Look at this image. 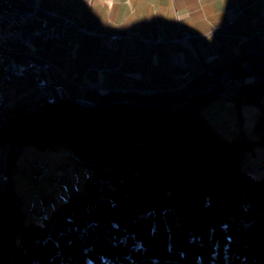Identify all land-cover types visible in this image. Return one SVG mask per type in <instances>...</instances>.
<instances>
[{
	"label": "trees",
	"instance_id": "16d2710c",
	"mask_svg": "<svg viewBox=\"0 0 264 264\" xmlns=\"http://www.w3.org/2000/svg\"><path fill=\"white\" fill-rule=\"evenodd\" d=\"M257 57L247 68L238 58L219 65L178 92L22 97L3 108L0 264H264V172L254 176L247 162L264 150ZM246 76L225 94V82ZM219 99L235 110L214 116ZM243 105L260 106L250 129ZM26 146L66 147L90 171L41 222L26 221L13 180Z\"/></svg>",
	"mask_w": 264,
	"mask_h": 264
},
{
	"label": "crops",
	"instance_id": "0c3cea01",
	"mask_svg": "<svg viewBox=\"0 0 264 264\" xmlns=\"http://www.w3.org/2000/svg\"><path fill=\"white\" fill-rule=\"evenodd\" d=\"M12 1L27 7L38 3L42 9L65 16L74 22L75 26L67 29L63 40L37 38L32 48L20 50V53L31 54L48 62L51 65V69L48 70L50 81L59 82L74 97L90 96L92 98L111 90L141 93L178 92L185 85L190 84L192 81L181 85L176 90L152 89L149 86L143 87V85L135 88L128 85L118 72L121 68V65L117 64L118 61H141L144 63L139 66L140 70L146 72L147 77L158 76V73L163 71L162 66L158 67L153 62L159 63L160 59L164 61L162 56L170 58L173 55L177 72L181 74L184 70V74L188 73L185 69L190 66L192 60L188 57L191 56L190 50L182 44H176L174 47L177 49L169 45L171 41H168L167 30L178 28L183 30L203 28L216 32L220 30L225 41L234 46H238L239 41L245 49L248 46L250 48L255 45L264 46L262 38L253 41L248 37L242 41L234 31L240 28H254L252 25H247L245 21L255 24L257 28L260 27L257 24L263 23L264 28L263 8L261 6L258 9L254 8L258 3L255 0ZM135 13L138 16H134ZM129 29L146 31L143 37L133 42L127 38ZM112 36H118V40L111 39ZM75 45H77V51L73 52ZM257 50L255 49V53L248 55H256ZM204 59L214 62L213 64L206 62L208 70L233 60L219 61L214 56L209 55L206 58L201 56L200 60L203 63ZM125 66L127 70L134 69V63L125 64ZM204 68L200 65L199 69L194 70L197 73H194L193 79L206 73L207 70L203 71ZM141 73L136 72L131 75L144 74ZM10 83H15V95L29 88L39 90L30 76L15 78ZM7 92L8 96L11 95L9 90ZM29 97L26 96V98Z\"/></svg>",
	"mask_w": 264,
	"mask_h": 264
},
{
	"label": "rangeland",
	"instance_id": "374dc122",
	"mask_svg": "<svg viewBox=\"0 0 264 264\" xmlns=\"http://www.w3.org/2000/svg\"><path fill=\"white\" fill-rule=\"evenodd\" d=\"M255 1H257L258 3L254 8L258 9L261 6L264 12V0ZM134 16H138V14L135 13ZM245 23L247 25H252V27L254 28L234 29L235 34H237V36L241 38L240 40L243 41L245 38L249 37L250 39L255 41L258 38H262L264 44L263 23L257 24L260 26L259 28H257L255 24H252L249 21H245ZM145 31L146 30L129 29L127 32V38L130 39V41L132 40L134 42V40L143 37V35H145ZM214 31L215 30H208L203 28H191L185 30L178 28L174 30H167L168 41H171V43H168L169 45L174 47L176 46V44H182L188 47V49L190 50L189 52L191 53V56L188 57L192 60L190 62V66H187V69H185V71L188 70V73L184 74V70L181 71V74L177 72V69L174 67V64L176 63L173 55L170 56V58L168 56H162L164 61H161L162 59H160L159 63L153 62V64L157 65L158 67L162 66L163 71H161L160 74L158 73V76L147 77L148 74L140 70L139 66L144 63L141 61H118L117 64L121 65V68L118 72L121 73V77L126 80L128 85H132L135 88L138 85H143V87L149 86L152 89L169 88L172 90H176L185 83L197 80L199 76H197L196 79H193L195 75L194 73H197L194 72V70L199 69L200 65H202L203 68H207L206 62H209L210 64L214 63L211 61H207L206 59L203 60V63L200 60L201 56L203 58H206V56L210 55L217 57V60L219 61H226L229 59H234L240 55H246L238 58L239 60H234L232 63H239L242 64L244 68H247L249 66V61L253 60L250 58L251 55L248 54L255 53V49H258L256 55L260 53L258 54L260 55V57H257V59L254 60L264 61L263 45L262 47L255 45L253 46V48H250V46H248L245 49L239 41L238 46H234L225 41L224 36L220 34V30L218 32ZM108 39L109 41H111V39L118 40V38H114L113 36L111 39L110 37ZM76 51L77 45H75L73 49V52ZM168 59H170L171 61ZM194 59L198 60L195 61ZM130 63H134V69L132 68V70H127L125 64ZM210 64L209 66H211ZM172 67L174 68V70ZM206 68H204L203 71H209L208 68ZM136 72H142L144 74L139 76L131 75V73ZM202 78L203 77H201L200 79ZM242 79L248 81L251 80L250 77L246 76L243 78H236L225 82L227 83V87L223 90L225 94L231 96L229 95V91H227V88L233 87V89H235L237 84L244 81ZM221 80H224V78H222ZM0 90H9L11 92V95L6 96V102L4 105L6 113H8L10 109L16 107L15 101L18 98L30 96L33 101H36L39 100L41 96H43L42 90H37L35 88L26 89L15 95V83L10 82L5 83L3 86H1L0 84ZM215 104H218L219 108L217 109L218 113L213 112L212 110V114L214 116L222 113V109L231 112L235 110L233 103L225 99H219L215 102ZM260 104L264 105V98L261 100ZM259 107L260 106L249 105H243L241 107V112L246 118L244 124L248 126L249 129L252 125L253 120H255L259 116ZM233 122H235V120H233ZM231 127L236 130L238 129L236 124H233ZM223 134L228 137L232 136L231 132L225 130H223ZM73 154L74 153L66 147H60L57 150H52L50 148L41 149L35 146H26L16 156V166L13 171V180L17 187V191H22V197L24 201L23 209L26 214V221L35 220L36 222H41L44 218L50 215L51 211L60 202L65 200L70 194H73L74 192L82 188V184L85 178L90 174V171L87 167L77 163V161L73 159ZM262 161H264V150L262 148H257L255 153L247 161L249 166H251V169L249 170L251 173H253L254 176H260L263 174L264 168L259 167V165L263 166L261 164ZM5 167V147L0 144V171H6ZM2 175L4 179H7L6 174L2 173ZM34 176H36V178H34Z\"/></svg>",
	"mask_w": 264,
	"mask_h": 264
},
{
	"label": "built area",
	"instance_id": "2783aa9c",
	"mask_svg": "<svg viewBox=\"0 0 264 264\" xmlns=\"http://www.w3.org/2000/svg\"><path fill=\"white\" fill-rule=\"evenodd\" d=\"M72 25L69 18L42 9L38 3L27 7L12 0H0V84L30 75L44 91L45 98L52 97L45 90L49 85L46 67L30 60L20 62L15 54L20 48L33 47L37 38H64ZM5 98L6 92L0 90V108L5 105Z\"/></svg>",
	"mask_w": 264,
	"mask_h": 264
},
{
	"label": "water",
	"instance_id": "95a60500",
	"mask_svg": "<svg viewBox=\"0 0 264 264\" xmlns=\"http://www.w3.org/2000/svg\"><path fill=\"white\" fill-rule=\"evenodd\" d=\"M21 49H23V48H20L19 49V51L15 54L16 55V57H17V59H18V61H20L19 59L20 58H25L26 59V61H33V62H35L36 64H38L39 66H42V67H46V71H48L49 69H48V67H49V63L48 62H45V61H43V60H41V59H39V58H37V57H35V56H33V55H31V54H25V53H20V50ZM25 61V62H26ZM20 62H22V61H20ZM58 84L61 86H59V85H55V84H50L49 85V92H50V95L55 99V101L56 102H59V101H61L62 100V91L60 92L59 90L61 89V90H66V88L64 87L63 88V85L62 84H60L59 82H58ZM205 88L207 87V86H204ZM42 92H43V96L41 97L42 99H45V94H44V91L42 90ZM67 93V96H69V94H68V92H66Z\"/></svg>",
	"mask_w": 264,
	"mask_h": 264
},
{
	"label": "bare ground",
	"instance_id": "6f19581e",
	"mask_svg": "<svg viewBox=\"0 0 264 264\" xmlns=\"http://www.w3.org/2000/svg\"><path fill=\"white\" fill-rule=\"evenodd\" d=\"M71 20V19H70ZM71 22H72V26L71 27H74L75 26V24H74V22L71 20ZM71 27H69V28H71ZM68 28V29H69ZM65 38V37H64ZM64 38H62V39H57V40H63ZM117 38H118V36H117ZM49 39H55V38H49ZM47 40V39H46ZM36 41V40H35ZM35 43V42H34ZM34 46V45H33ZM30 48H32V47H30ZM48 69H51V65L49 64V67H48ZM0 75H1V73H0ZM46 75H47V78H48V81H49V85L50 84H55V85H59L58 84V82H55V83H52L51 81H50V78H49V73H48V71H46ZM26 76H30V75H26ZM23 77H25V76H23ZM30 77H32V76H30ZM15 78H22V77H15ZM15 78H13V80L15 79ZM33 78V77H32ZM34 79V78H33ZM0 80H1V78H0ZM13 80H11V81H13ZM11 81H9V82H11ZM5 83H8V82H5ZM5 83H3L1 86H3ZM34 84H35V81H34ZM49 85L45 88V90L46 91H49ZM35 86H36V84H35ZM60 86V85H59ZM37 87V86H36ZM61 87V86H60ZM37 88H39V87H37ZM40 90H42V88H39ZM3 91V90H2ZM62 91V97H63V95H67V90H61ZM3 92H6V96H8V92L7 91H3ZM44 101H46L47 103H49V104H54V103H56V101H55V99L53 98V97H48V98H45V99H43ZM5 102H6V98H5ZM3 108H4V105H2L1 106V108H0V113H1V111L3 110ZM34 178H36V176H34Z\"/></svg>",
	"mask_w": 264,
	"mask_h": 264
}]
</instances>
